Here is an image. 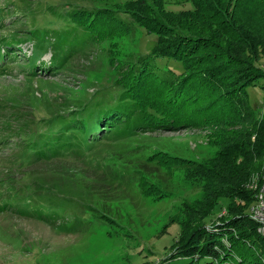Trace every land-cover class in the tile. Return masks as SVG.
<instances>
[{
	"label": "trees",
	"instance_id": "16d2710c",
	"mask_svg": "<svg viewBox=\"0 0 264 264\" xmlns=\"http://www.w3.org/2000/svg\"><path fill=\"white\" fill-rule=\"evenodd\" d=\"M26 1L0 0V74L21 67L25 79L58 75L75 57L92 52L103 40L97 22L102 9L113 11L47 0ZM186 1L191 3V8L182 10L187 12L183 18L189 21L184 27L188 35L180 37L182 26L176 23L184 16L181 10L161 9L153 17L160 16L163 21L153 18L154 22L143 25L158 35L160 44L167 40L163 57L179 62L182 69L160 66L157 58L152 63L147 56L134 68L133 81L116 85L114 90L119 93L115 98L84 100L65 114L55 109L40 111L23 100L0 99L4 101L0 105V152L17 159L16 167L0 177V188L8 193L0 200L1 213L55 225L59 219H72L68 210L40 200L36 190L43 183L37 178L29 176L28 189H15V182L27 178L28 170L40 164L84 158L107 136L171 127L178 116L175 102L183 94L197 105L209 98L211 107L204 112L219 106L232 122L227 131L220 129L227 136L222 137L216 157L202 173L206 177L205 197L188 208L194 224L182 226V244L177 252L198 261L204 259L201 264H242L244 260L239 257L248 254L257 262L262 258L259 264H264V237L258 232V223L246 212L255 198L252 183L261 180L264 169V114L256 113L248 92L264 77V0ZM14 5L22 8L19 13L30 16L31 22L16 19L8 25L5 19L14 14ZM117 14L113 13L116 20ZM170 27L178 30L173 39ZM24 43H32L29 54L23 52ZM188 48L190 52L185 54ZM47 52L51 53L49 60L43 58ZM191 67L203 73L200 79ZM150 73L169 88L159 94L164 99L159 105L134 88ZM219 116L213 114L211 118ZM222 198L229 201L222 215L231 217L208 230L207 218L221 205Z\"/></svg>",
	"mask_w": 264,
	"mask_h": 264
},
{
	"label": "rangeland",
	"instance_id": "374dc122",
	"mask_svg": "<svg viewBox=\"0 0 264 264\" xmlns=\"http://www.w3.org/2000/svg\"><path fill=\"white\" fill-rule=\"evenodd\" d=\"M26 2L29 4L28 0ZM47 2L112 9V12L102 9L97 19L103 40L92 52L75 57L58 75L25 79L21 67L3 71L0 74V99L23 100L31 102L40 111L55 109L65 114L84 100L115 98L119 93L114 90L116 85L133 81L134 68L147 56L152 63L157 58L160 66L182 69L179 62L163 57L167 40L160 44L158 35L143 25L154 22L153 14L161 9L181 10L184 16L176 23L182 26L180 37L188 35L184 28L189 23L184 19L187 12L182 10L191 8L189 1ZM11 9L15 11L6 17L8 25L16 19L31 22L30 16L19 13L22 8L17 9L14 5ZM114 12L119 13L116 15L118 20ZM165 13L162 11L163 15ZM159 17L155 21H163ZM170 28L173 39V33L178 30ZM31 44L21 45L24 53L29 54L27 50ZM189 52V48L185 50V54ZM50 57L51 53L47 52L43 58L49 60ZM261 63L264 68V60ZM191 71L198 74V79L203 74L194 67ZM134 88L143 97H152L158 105L164 102L163 94H159L169 89L151 73L136 82ZM248 92L254 110L263 115L264 77L251 85ZM204 100L197 105L183 94L175 102L178 116L171 127L165 126L155 132L107 136L84 158L71 163L59 160L29 169L25 174L27 178L21 177L15 182V189H28L31 179L37 178L43 183V187L36 190L42 197L40 200L68 210L72 219H59L57 224L60 225H55L0 211V264L203 263L204 259L198 261L192 255L177 252L182 244V226L194 224L193 220L190 222L188 208L204 199L206 177L202 173L216 157L222 137L227 136H223L220 129L227 131L232 122L219 106L204 112L211 107V99ZM0 102V105L4 104V101ZM213 114H220L219 119L211 118ZM6 153L0 152V177L16 167L17 159L12 160ZM11 153L10 150L8 154ZM34 186L37 187L36 183ZM15 189L11 191L12 195ZM7 194L0 188V200ZM228 203V199H221V205L207 218L206 229L214 230L216 225L231 217L222 215V208ZM251 207L252 204L247 208V214ZM242 259V264L263 262L262 258L257 262L249 254L239 257Z\"/></svg>",
	"mask_w": 264,
	"mask_h": 264
},
{
	"label": "built area",
	"instance_id": "2783aa9c",
	"mask_svg": "<svg viewBox=\"0 0 264 264\" xmlns=\"http://www.w3.org/2000/svg\"><path fill=\"white\" fill-rule=\"evenodd\" d=\"M251 187L255 190V199L250 216L258 223V232L264 237V169L261 180L253 182Z\"/></svg>",
	"mask_w": 264,
	"mask_h": 264
}]
</instances>
